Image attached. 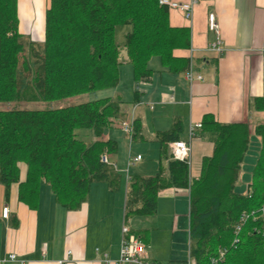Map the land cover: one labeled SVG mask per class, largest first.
<instances>
[{
	"label": "trees",
	"instance_id": "1",
	"mask_svg": "<svg viewBox=\"0 0 264 264\" xmlns=\"http://www.w3.org/2000/svg\"><path fill=\"white\" fill-rule=\"evenodd\" d=\"M169 11L159 0H50L44 39L36 42L19 30L18 0H0V102H53L115 87L122 48L137 82L152 79L153 57L170 71L185 72L190 59L174 52L190 47V29L172 26ZM120 24L131 26L123 47L115 39ZM123 104L113 96L60 107L0 109V181L6 193L18 182L20 200L37 209L45 182L59 204L74 210L87 201L93 183L117 191L121 175L114 163L102 160L116 152L117 143L103 136L122 114ZM252 104L264 111V93ZM201 124L199 135L214 147L203 158L200 175L191 178L189 162L171 155L169 144L180 140L183 131L178 119L157 134L160 160L167 165L161 163L151 176H129L124 222L155 215L161 189L186 188L189 251L198 263L225 250L221 264H264V240L254 227L259 221L250 215L236 233L241 215L257 214L264 204V123L254 129L260 146L244 193L235 187L251 144L249 124L222 123L211 114ZM140 129L135 119L132 139ZM78 130L92 138L81 137ZM21 163L26 165L23 181ZM130 230L149 243V230Z\"/></svg>",
	"mask_w": 264,
	"mask_h": 264
},
{
	"label": "crops",
	"instance_id": "2",
	"mask_svg": "<svg viewBox=\"0 0 264 264\" xmlns=\"http://www.w3.org/2000/svg\"><path fill=\"white\" fill-rule=\"evenodd\" d=\"M49 5L50 0H18L20 32L42 41ZM209 13H214L220 29L225 47L222 53L209 48L215 38L208 27ZM169 18L172 26L190 29V47L174 53L188 57L196 71L203 75V80L190 84L185 72L170 71L161 64L159 57H155L158 63L151 65L155 58L151 59L152 79L149 82L136 81L138 88L132 102L126 107L123 104L121 113L124 115L122 119L118 118L121 122L126 116V119L134 117L141 124V131L135 139L130 136L128 158L123 156L118 161V144L116 152L109 155V161L115 164L121 175L117 191H111L107 183H93L87 201L78 209L70 210L59 204L49 185L42 182L38 208L32 209L20 200L18 182L10 185L7 194L0 181V259L10 253H15L18 259L5 264H22L20 260L24 264H59L62 260L65 261L62 264H105L104 254L112 260L117 259L125 224L129 176H151L158 172L161 163L167 165L166 160H160L157 134L169 130L176 120H182L180 139L191 144L189 168L190 177L194 178L200 175L203 158L210 156L214 147L211 141L199 135V128L194 129V137L190 136L191 128L201 123L205 115L211 114L222 123H248L252 131L257 124L264 123V111L253 109L252 104L254 98L264 93V0H197L191 19L179 9H171ZM121 51L128 75L127 52L124 48ZM131 74L133 76V69ZM147 121L151 122L150 130ZM103 137L112 139L113 134L106 131ZM143 148L157 151L158 162L151 166L146 163L136 166L137 170L131 173L130 167L141 162L143 157L132 164L130 158L141 155L139 151ZM21 164L20 180L23 181L26 165ZM123 169H128L129 173L125 175ZM6 206L9 208L8 217L3 216ZM189 207V189L163 188L158 193L157 212L151 216L153 224L158 225L161 217L168 216V226L176 231L181 222L180 213ZM68 251L71 254L67 255ZM147 254L150 261L160 263L159 255ZM184 260H172V264Z\"/></svg>",
	"mask_w": 264,
	"mask_h": 264
},
{
	"label": "rangeland",
	"instance_id": "3",
	"mask_svg": "<svg viewBox=\"0 0 264 264\" xmlns=\"http://www.w3.org/2000/svg\"><path fill=\"white\" fill-rule=\"evenodd\" d=\"M130 30H131V26L129 24H120L116 27L115 39L117 44H119L121 47H123L125 43L126 34ZM120 58H121L120 60L121 75L119 78V83L115 87L90 91L87 93L76 95L74 97L56 100L53 102H26V101H20V102L15 101L11 103L0 102V109H8V108L41 109V108H50V107H60V106L78 104L86 101H93V100H97L105 97H113V96H119L124 102V107H126L127 105L131 104L135 90L138 88L136 87L138 83L134 79V70H133V76L131 74V71L133 69L132 64L130 63L128 64L130 68V74L127 75V73L125 72L123 66L126 60L124 59V54H122V51ZM157 61L158 60L155 58L154 62H152L151 65H154ZM123 115L124 114L120 115L121 119ZM126 118L124 119L126 120ZM116 121L119 122L118 119ZM114 123H113L114 126L109 128L107 131L113 134L112 139L117 141L118 154H116L117 157L116 156L115 157L118 159V161H120L122 160L123 156H126L128 158L131 141H130V136L127 135L124 129L120 127V122L118 124L116 122L117 124L116 126ZM150 127H151V122L147 121V129L150 130L151 129ZM252 130L253 129L250 126V131L252 135L251 144L242 165L239 181L235 187L236 188L235 190L241 193H244L247 190L248 183L250 182L251 179L252 168L255 163L258 149L260 146V141L258 137L255 135V131ZM77 132L82 134L80 136L84 137L85 139L92 138L91 134H84V133H88V131L86 130H78ZM138 145L145 146V144H138ZM139 152L141 154L140 156L143 157V160L141 162L135 163L134 165H132V167H130L131 173L137 170L136 166H141L144 163L151 166L153 164L155 165L158 162L159 154L157 151L152 150L151 148H148L147 150L146 148H143V150ZM119 155H122L121 158L119 157ZM126 157H125V161H128ZM127 170L126 169L122 170L125 175H127V172L129 173V171ZM188 212L189 210L187 209V211L180 213L181 222L178 223V226H176V231H173L172 227L168 226L169 225L168 216L161 217L158 225L153 224V220L151 216H147V217L136 216L133 217L128 222V225L132 229L149 230V234L151 237H150V242L146 247V252L150 254L155 253L159 255L161 260L159 262L161 264H172L173 263L172 260H184L189 255Z\"/></svg>",
	"mask_w": 264,
	"mask_h": 264
},
{
	"label": "built area",
	"instance_id": "4",
	"mask_svg": "<svg viewBox=\"0 0 264 264\" xmlns=\"http://www.w3.org/2000/svg\"><path fill=\"white\" fill-rule=\"evenodd\" d=\"M197 0H191L188 2H179L175 0H159V3L163 6H167L171 9H179L182 11L187 19H191L193 17L194 5ZM208 27L211 32L214 33L215 38L209 44V48L217 53H222L225 50L223 46V42L221 39V33L219 26L216 22L214 13H209L208 15ZM186 78L190 84H193L195 81L203 80V75L196 71L193 63H190L189 68L185 71ZM133 122L134 117L130 119H126L120 122V127L124 129V131L131 136L133 133ZM201 123H196L194 127L191 128L190 136L194 137V129L201 128ZM171 155L174 159L181 161H190V153H191V144L189 141L185 140H176L172 141L170 144ZM141 159V156L138 155L136 157L130 158V163H134ZM102 160L109 163V159L107 156H102ZM255 213H247L244 212L240 217V223L236 227V233L238 234L241 230L244 222L250 217V215L254 216V220L259 221L258 226L255 227V231H257L264 240V204L260 208V211ZM9 208L6 206L3 208V216L8 217ZM238 239H235L237 242ZM147 244L143 242L139 237L133 234L130 230L129 225L124 224L122 228V239L120 244V253L119 257L115 260L109 258L108 254H104V263L105 264H161L158 262H153L148 259V254L146 252ZM71 254V251H68L67 255ZM225 250H220L218 255L213 256L210 260L205 264H221L224 260ZM17 256L15 253H10L6 258L0 259V264H5L7 261H17ZM22 264H24L23 260H20ZM65 261H60L59 264L64 263ZM182 264H200L197 260L190 255Z\"/></svg>",
	"mask_w": 264,
	"mask_h": 264
},
{
	"label": "bare ground",
	"instance_id": "5",
	"mask_svg": "<svg viewBox=\"0 0 264 264\" xmlns=\"http://www.w3.org/2000/svg\"><path fill=\"white\" fill-rule=\"evenodd\" d=\"M134 131V130H133Z\"/></svg>",
	"mask_w": 264,
	"mask_h": 264
}]
</instances>
